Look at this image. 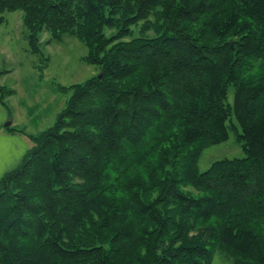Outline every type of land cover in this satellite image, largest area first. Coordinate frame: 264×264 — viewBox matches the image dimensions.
Instances as JSON below:
<instances>
[{"label": "trees", "instance_id": "16d2710c", "mask_svg": "<svg viewBox=\"0 0 264 264\" xmlns=\"http://www.w3.org/2000/svg\"><path fill=\"white\" fill-rule=\"evenodd\" d=\"M9 11L31 52L67 34L99 71L60 86L1 176L0 264H264V0H0V25ZM230 132L244 154L200 170Z\"/></svg>", "mask_w": 264, "mask_h": 264}, {"label": "rangeland", "instance_id": "374dc122", "mask_svg": "<svg viewBox=\"0 0 264 264\" xmlns=\"http://www.w3.org/2000/svg\"><path fill=\"white\" fill-rule=\"evenodd\" d=\"M0 25V84L13 89L7 110L14 117L10 125L21 133H36L48 127L64 106L68 94L60 86L82 82L97 74L99 68L86 63L82 57L86 47L75 37L64 35L60 40L49 39L47 32L39 38L40 52L29 49L27 32L21 21V12H4ZM49 39V40H48ZM232 93L229 94V100ZM7 104V105H8ZM29 141V140H28ZM243 150L234 133L218 144L206 147L198 161L200 170L223 157H241ZM212 264H232L219 252Z\"/></svg>", "mask_w": 264, "mask_h": 264}, {"label": "crops", "instance_id": "0c3cea01", "mask_svg": "<svg viewBox=\"0 0 264 264\" xmlns=\"http://www.w3.org/2000/svg\"><path fill=\"white\" fill-rule=\"evenodd\" d=\"M11 98L12 95L7 100L9 101ZM7 106H10V104ZM8 119L11 120V123L14 122L12 114L0 103V178L5 171L21 159L29 143L28 137L21 132H13L7 129L8 126L4 124Z\"/></svg>", "mask_w": 264, "mask_h": 264}, {"label": "water", "instance_id": "95a60500", "mask_svg": "<svg viewBox=\"0 0 264 264\" xmlns=\"http://www.w3.org/2000/svg\"><path fill=\"white\" fill-rule=\"evenodd\" d=\"M230 42L232 43V40L230 39ZM10 123H11V120L10 119H8L6 122H5V124L4 125H6V126H9L10 125Z\"/></svg>", "mask_w": 264, "mask_h": 264}]
</instances>
